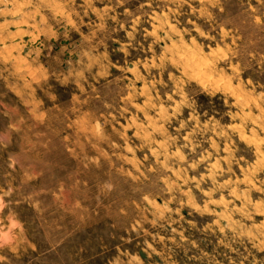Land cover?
Returning a JSON list of instances; mask_svg holds the SVG:
<instances>
[{
	"label": "rangeland",
	"instance_id": "rangeland-1",
	"mask_svg": "<svg viewBox=\"0 0 264 264\" xmlns=\"http://www.w3.org/2000/svg\"><path fill=\"white\" fill-rule=\"evenodd\" d=\"M0 264H264V0H0Z\"/></svg>",
	"mask_w": 264,
	"mask_h": 264
}]
</instances>
